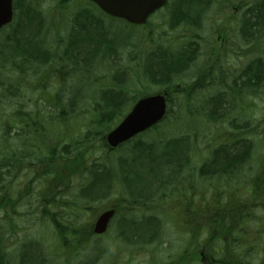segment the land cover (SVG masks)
<instances>
[{"label":"rangeland","instance_id":"1","mask_svg":"<svg viewBox=\"0 0 264 264\" xmlns=\"http://www.w3.org/2000/svg\"><path fill=\"white\" fill-rule=\"evenodd\" d=\"M26 1L35 4L37 1L40 18L34 22L32 39L42 41L41 54L46 52L50 59L46 63L41 57L27 61L12 56L5 39L13 27L1 30L0 148L2 156L11 152L10 156L14 155L13 160L17 162L16 171L10 178L4 176L0 186V236L10 263L161 264L160 259H163V264H173L180 255L178 240L183 243L177 232L181 236L185 231L182 226L176 232L173 226L178 210L175 206L190 205L191 200L196 204L199 199L210 200L213 184L222 204L229 196L247 199V191L241 190L242 186L264 170V165L261 166L264 161V80L262 84L259 79L244 84L249 63L256 58L264 63V37L248 43L239 33L241 18L247 10L264 0H213L210 6L208 1L205 5L196 1L189 7L182 5L181 0H171L164 10L150 16L143 28L104 19L107 24L103 23V29H90L91 34L115 44L107 51L77 48L83 53L79 52L76 65L62 58L72 19L82 9L97 13L92 10L94 7L82 0ZM170 7L173 13L186 14L188 23L181 21L175 26L170 23L168 29ZM124 38H128V42L124 43ZM20 43H23L22 37ZM165 48L171 52L184 48L191 58L190 65L177 78L170 75L169 82L154 84L150 76L156 69L146 57L157 51L162 55ZM202 77V91H195L194 83ZM165 92L168 113L163 122L135 137L131 143L107 152L101 137L107 128L113 129L120 121L99 124L103 111L101 98H108L111 93L122 95L121 110L126 111V115L137 96ZM35 124L37 133L32 130ZM31 136L39 138L34 151L27 152L21 141ZM231 136L249 142L248 175H237L233 181L225 177L222 179L227 181L218 184L221 179L200 177L198 170L210 152ZM176 141L179 156L174 159L170 172L163 173L164 157H168L161 150ZM62 147L68 156L61 153ZM145 147L152 148V152L142 151ZM47 149L60 156L57 161L51 160L56 166L54 173L46 172ZM140 162L149 167L144 181L129 184L135 191L133 197L123 194L119 202L117 191L109 187L107 193L112 194L105 201L92 203L90 207L94 210L77 203L76 195L87 183L90 170L97 172L101 168V172H107L113 167L116 174L128 170L133 173L130 175L133 181L140 176ZM118 187V192H122L124 185H118L117 190ZM6 195L12 202L6 201ZM160 200L164 201L167 219L163 218L161 204L153 209L149 203L151 212L142 207L132 208L135 201ZM110 206L119 212L108 233L97 238L89 236L95 218ZM254 216L259 218L263 214L255 209ZM142 217L151 218L149 221L160 229L164 221V231L159 229L157 235L156 227L148 225L144 235L130 242L131 231L128 226L121 228L122 224ZM52 219L59 223V231ZM254 227L255 223L248 224L249 231ZM121 231L127 235L119 234ZM207 234L203 230L199 236L205 239ZM87 236L90 237L88 244L77 240ZM24 245L28 249L23 250ZM22 252L24 260L20 262Z\"/></svg>","mask_w":264,"mask_h":264},{"label":"trees","instance_id":"2","mask_svg":"<svg viewBox=\"0 0 264 264\" xmlns=\"http://www.w3.org/2000/svg\"><path fill=\"white\" fill-rule=\"evenodd\" d=\"M182 1V0H181ZM201 2L207 4L210 6L211 2L213 0H188L189 7L193 2ZM37 7V1L36 4L33 1H24V0H15L14 2V9L16 11V17H15V26L11 30L10 34L7 35L5 39V46L8 47V49L11 50V55L20 57L21 59H25L27 61L30 60H43L41 54L42 49L41 45L35 41V38L32 39V36L26 39L24 35H30L31 34V27L34 24L35 21H37L40 18L39 12L36 10ZM258 8V9H256ZM260 8V9H259ZM172 20L174 21L175 26V19L179 17L181 21L186 22L187 16L186 14L181 13H172L171 15ZM41 20V19H40ZM180 21V22H181ZM179 22V23H180ZM178 23V22H177ZM188 23V21H187ZM193 25H196L194 21H192ZM78 24L74 21L72 23L70 32L77 34ZM83 31V30H82ZM21 34H23V43H20ZM241 34L243 38L248 43H255L256 41L260 40L261 35H264V1L261 2L259 5H255V7H251L247 10L246 16L244 21L241 25ZM101 45V43H100ZM105 43L103 44V47L105 48ZM186 54H184L180 59L185 60ZM261 58L254 59L253 63H249L247 67V85L250 84L253 80L259 79L261 80V84L264 80V63L261 62ZM44 64L45 62H40V64ZM46 63H48L46 61ZM45 63V64H46ZM177 55L172 54L170 57L168 55H160L158 59L155 60V64L151 65L156 70L153 71V73L150 76V81L154 84H161V83H167L170 81V75H171V67L176 66L177 64ZM180 64V62L178 61ZM185 66L187 64L185 63ZM177 72L175 71L174 74ZM160 78V80H158ZM122 95L119 96L118 94H109V97L106 99H103L104 106L103 111L100 113V120L99 124H109L112 121L120 118L122 110ZM209 116L211 117V112L209 113ZM38 122H40L38 116L35 117ZM37 124L33 126L34 132L37 133ZM108 130V128L106 129ZM37 138L39 137H29L26 141H21L23 144V148L25 151L32 152L34 151V148L36 147ZM172 146L169 148L164 147V150L162 148V153L167 155L168 158L164 157L165 161L163 163L164 172L163 173H169L171 168L173 167V162L176 157L179 156V149H178V141L172 142ZM142 145V144H141ZM157 146V145H156ZM155 146V147H156ZM154 147V148H155ZM21 148V151L22 149ZM2 150L0 148V186L3 185L4 179L3 177L10 178L13 174V171H16L15 164L17 163L15 160H13V156L11 155V152L9 154L1 155ZM152 148H144L142 151H147L148 153L152 152ZM20 151V152H21ZM47 157L45 159V164L47 166L46 172L50 171V173H54L53 169L56 167L54 162L51 160L55 159V161L59 160L60 156L57 154L54 150H46ZM41 153V151H40ZM229 153H232L229 154ZM239 153L241 155H239ZM61 154V153H60ZM62 154L65 156H68L67 151L65 148H62ZM250 154V145L248 141L242 140V141H233L232 143H221L218 149H213L210 152V156L208 159L205 160L204 164L201 167V175L209 178H221L222 176L226 174L231 173H238L240 172V168L242 167V163L244 164L246 161H248ZM163 159V160H164ZM142 169H139L140 176H136L137 178L131 181L130 175H132L128 170H121L118 174H116L113 170V167H110L109 170L101 172V168L96 172L94 170H90L91 175L88 177L87 183L80 188V190L77 193V199L79 200L77 203L80 204L82 207H86L87 210H94V208L90 207L92 203H100L102 201H105L109 198L110 194L107 193V189L109 187H112L113 190L117 191L116 195L118 198H120L119 202L122 200V195L124 194L125 197H133L134 189L132 188V185H134L136 182H142L144 181L145 173L144 169L148 170V165L141 164L140 165ZM49 167V168H48ZM4 170V171H3ZM264 172V171H263ZM206 174V175H205ZM119 175V176H117ZM264 177V176H263ZM153 178V177H152ZM120 182V183H118ZM132 185L131 187L129 184ZM138 182V183H139ZM256 182V180L254 181ZM137 183V184H138ZM121 184L124 185V187L121 188L122 192L120 191V188L117 190V186ZM6 191H8L6 189ZM142 191V190H141ZM254 193H258L256 190H254ZM135 196V195H134ZM7 197V195H6ZM144 197V196H143ZM142 197V198H143ZM7 202H12L11 197H7ZM139 198V197H138ZM256 199L257 197H253ZM144 200V199H143ZM136 202V201H135ZM137 205L141 204V202H136ZM104 206L103 208H105ZM118 214V213H117ZM57 231H59V223L56 219L51 220ZM90 232V231H89ZM2 234V233H0ZM121 235H125L122 231L120 233ZM89 236L91 233L88 234ZM87 236L85 239H79L82 243L88 244L90 241V237ZM4 247V242L1 239L0 236V264H5L3 257L4 254L2 253V248ZM28 249L27 245L23 246V250ZM24 259V254L22 255Z\"/></svg>","mask_w":264,"mask_h":264},{"label":"flooded vegetation","instance_id":"3","mask_svg":"<svg viewBox=\"0 0 264 264\" xmlns=\"http://www.w3.org/2000/svg\"><path fill=\"white\" fill-rule=\"evenodd\" d=\"M92 10L97 12L93 13L94 16L89 10L82 9L78 10L72 19L78 24V33L74 32L72 40L75 47L98 46L101 43L102 36L91 34L90 29L102 30L103 20L98 16L97 8ZM179 67L176 66V68ZM244 75L243 69L241 77ZM245 190L247 191L246 187ZM162 203L163 201L160 202L163 208ZM217 203L214 204L224 208V212L218 216H216V211L212 212L209 228L212 235L206 236L205 239H201L199 236L203 228L199 225L198 209H193V214H190L189 210L182 209L184 206L180 208L178 212L181 219L180 227H185L182 237L188 241L190 239V243L187 242L185 245L186 248H182L184 251L190 246L185 263L264 264V199H233L229 197L223 204L222 202ZM255 209H260L263 216L255 217ZM249 223H255V227L251 231L248 229ZM161 231H163V227H161Z\"/></svg>","mask_w":264,"mask_h":264},{"label":"water","instance_id":"4","mask_svg":"<svg viewBox=\"0 0 264 264\" xmlns=\"http://www.w3.org/2000/svg\"><path fill=\"white\" fill-rule=\"evenodd\" d=\"M107 15L123 19L133 25H142L155 10L168 0H89ZM13 19V0H0V29ZM166 114V96L156 94L139 99L122 121L105 136V144L114 149L139 133L163 120ZM114 210L103 212L93 225V233L102 235Z\"/></svg>","mask_w":264,"mask_h":264}]
</instances>
